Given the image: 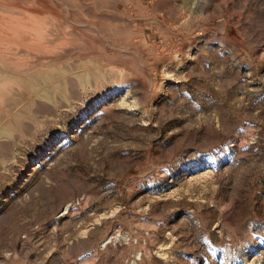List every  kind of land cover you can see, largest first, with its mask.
<instances>
[{
  "label": "rangeland",
  "instance_id": "rangeland-1",
  "mask_svg": "<svg viewBox=\"0 0 264 264\" xmlns=\"http://www.w3.org/2000/svg\"><path fill=\"white\" fill-rule=\"evenodd\" d=\"M0 264H264V0H0Z\"/></svg>",
  "mask_w": 264,
  "mask_h": 264
}]
</instances>
